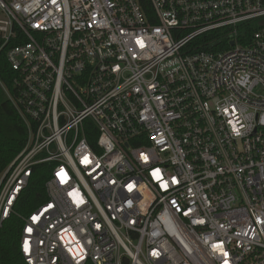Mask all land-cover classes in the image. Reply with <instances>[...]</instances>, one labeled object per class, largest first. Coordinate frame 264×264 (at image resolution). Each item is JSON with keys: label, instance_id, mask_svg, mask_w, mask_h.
<instances>
[{"label": "built area", "instance_id": "1", "mask_svg": "<svg viewBox=\"0 0 264 264\" xmlns=\"http://www.w3.org/2000/svg\"><path fill=\"white\" fill-rule=\"evenodd\" d=\"M0 41L25 264H264V0H0Z\"/></svg>", "mask_w": 264, "mask_h": 264}, {"label": "trees", "instance_id": "2", "mask_svg": "<svg viewBox=\"0 0 264 264\" xmlns=\"http://www.w3.org/2000/svg\"><path fill=\"white\" fill-rule=\"evenodd\" d=\"M242 30L247 37L251 35L252 30L249 28L245 27ZM5 53L4 49L0 52V78L7 87H10L12 73L6 62ZM26 140V127L0 87V173L22 150ZM49 170L48 165L33 168L29 184L15 206L17 213L26 216L48 199L45 182ZM21 226L22 222L16 216H11L1 226L0 264H25L18 250Z\"/></svg>", "mask_w": 264, "mask_h": 264}, {"label": "snow or ice", "instance_id": "3", "mask_svg": "<svg viewBox=\"0 0 264 264\" xmlns=\"http://www.w3.org/2000/svg\"><path fill=\"white\" fill-rule=\"evenodd\" d=\"M33 219L35 220V219H37V218H36V217H34ZM29 231H30V229H29Z\"/></svg>", "mask_w": 264, "mask_h": 264}]
</instances>
